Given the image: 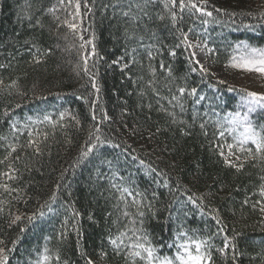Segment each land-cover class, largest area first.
Returning a JSON list of instances; mask_svg holds the SVG:
<instances>
[{
  "label": "trees",
  "instance_id": "trees-1",
  "mask_svg": "<svg viewBox=\"0 0 264 264\" xmlns=\"http://www.w3.org/2000/svg\"><path fill=\"white\" fill-rule=\"evenodd\" d=\"M88 4L92 12L75 22L87 29L80 34L85 40L92 39L96 46L98 55L89 61V71L99 92L92 88L83 71L82 56L91 52V45L79 47L78 34L63 24L72 17L59 0H0V64L7 65L0 69V79L5 85L18 79L19 91L24 93L18 95L11 90L9 95L8 89L0 88V135L12 138V120L21 128L20 142L26 143L23 125L29 117L42 120L48 115L57 121L55 129L47 122L33 125L49 133L40 145L42 155H35L31 149L15 154L22 156L16 164L21 178L12 186L24 189V195L20 200L13 199L15 193L12 197L0 195V199L12 201L0 216V238L11 247V241L19 235V226L8 227L9 210L13 214H30L48 200L58 182L67 186L60 190L54 211L38 221L36 227H28L11 253V264H34L38 250L42 251L45 244L51 253H59V264H86L87 259L93 264H132L123 254L117 255L110 243V238H115L128 224L122 215L124 204L112 183L144 192L149 200L153 192L157 193L155 218L147 209L143 210L147 213L144 227L158 255L173 256L176 250L169 245L174 239L184 242L176 233L186 231L193 239L211 237L213 264H233L231 248L226 254L218 251L224 247L225 236L240 253L235 264H264V213L260 211L264 206V197L260 195L264 163L247 162L239 172L226 166L217 146L225 144V140L217 138L215 129V121L223 122L227 113L237 110L239 90L244 88L227 82L220 84L211 71L203 78L199 72L191 73L183 47L176 49L174 58L168 54L177 42V33L162 3L152 5L148 10L151 19L144 17L138 26L122 15L127 10V0H88ZM208 6L209 10L220 7L236 15L213 12V22L203 26L185 11L180 27L187 31L195 26L196 33L208 40L209 47L216 50L215 55H209L212 64H226L231 55L237 54L234 49L240 41L256 48L264 46V18L259 15L264 11V0H208ZM53 7L58 11L48 12ZM85 11L82 7V14ZM159 15L164 19H158ZM125 29L131 39L126 38ZM190 36L196 38L195 33ZM148 45L153 46L151 61ZM134 48L136 52L132 53ZM34 55L41 63L33 61ZM161 61L165 68L171 66V76L160 68ZM150 64L156 69L155 77L150 73ZM150 80H154L156 92L149 87ZM182 86L196 87L206 99L195 104V97H183L185 110L181 113L171 98L179 96L177 88ZM194 110L198 113L195 122ZM62 112L66 115L61 121ZM168 112L176 113V123ZM252 118L264 124V117ZM180 120L187 123H179ZM205 121L207 135L199 126ZM61 124L64 126L60 127ZM97 124L102 138L120 147L104 144L73 168L90 125ZM5 154L0 148V159ZM107 161L112 162L111 166ZM26 164L31 167L30 172ZM151 168L162 175L151 173ZM4 169L6 165H0V170ZM62 173L64 179L60 180ZM165 181L168 187L163 186ZM189 196L202 198L203 203L197 200L194 205ZM127 199L130 203L131 197ZM66 204H71L80 215L75 217L66 211L62 207ZM128 211L135 214L136 209L129 207ZM66 217L70 221L69 234L66 240H60L57 232ZM213 217L221 223L217 224ZM26 223L25 220L20 226ZM221 227L223 232L218 231ZM45 237L50 239L46 241ZM52 264H56L54 258Z\"/></svg>",
  "mask_w": 264,
  "mask_h": 264
},
{
  "label": "snow or ice",
  "instance_id": "snow-or-ice-1",
  "mask_svg": "<svg viewBox=\"0 0 264 264\" xmlns=\"http://www.w3.org/2000/svg\"><path fill=\"white\" fill-rule=\"evenodd\" d=\"M61 6H64L68 10V15L72 17V20H65L63 24L68 27L70 31L76 32L81 40L79 47L85 49L88 45H91V52H87L82 56L83 59V71L86 76H89L91 86L97 92H99V87L95 81L94 76L89 71V61L96 57L98 54L96 52V46L93 43L92 39L85 40L84 36L80 33L87 31L85 28H81V25L75 21L86 17L88 13L92 12V7L89 6L88 0H67V5H65V0H59ZM155 3H162L165 10L170 14L172 27L176 30L177 35L175 36L176 43L169 50V55L173 58L176 56V49L184 48L187 52V62L189 71L191 73L199 72L202 74V78L209 75V68L205 67L204 63L201 62V59L198 57L196 49L200 50V55L205 57L209 55H215L216 50L209 47L208 40L204 39L201 34L196 33L195 26L189 27L187 31H184L180 24L184 20V13H187L192 17L193 20H199L201 25L207 26L213 22L215 19L213 12L219 13L221 15H228L230 17L235 16L234 12H227L225 9L220 7H212V10H209L208 0H200L198 3L197 0H127V10L123 11L122 15L133 25H139V22L143 20L144 17L151 19L149 8ZM86 9L83 14L81 8ZM107 7V5H105ZM178 9V11H177ZM58 11L56 7L49 8L48 12L55 13ZM142 13L143 15H139ZM252 15V13H248ZM261 18H264V11L259 13ZM59 19V17H56ZM158 19L163 20L162 15L158 16ZM219 23L218 20L215 21ZM39 23V21H37ZM59 27V25H58ZM245 27H252L251 25H245ZM196 34V40L190 38V34ZM126 38L131 39L132 35L128 33V30L125 29ZM142 39V38H141ZM143 47V45H141ZM153 46H147V56L151 61L154 59V53L152 50ZM159 54V49L156 50ZM136 49H132V53H135ZM234 53L229 57L226 67L242 72V73H255L258 74L261 78H264V48H256L250 46L245 41H240ZM47 54V53H45ZM130 53L126 52V55ZM122 59V58H118ZM33 61L37 64L41 63V60L37 56H33ZM114 61L113 63H117ZM135 63V59L132 60ZM7 67V65L0 64V69ZM127 67V65H125ZM160 68L166 70L168 75L171 76V66L165 68L164 62H160ZM150 73L153 77L156 75V69L149 65ZM220 84H223L224 81H218ZM149 87H152L153 92H156V89L153 87L154 80L148 82ZM0 88L8 89V94L11 95V90H16V94L23 95L24 93L19 91V81L18 79L12 80L8 85L4 84V81L0 79ZM229 91H236V89L229 88ZM179 96L173 95L172 101H175L176 104L174 107H179L181 113L184 112V104L181 102L182 98L185 96L195 97V104H199L201 101L205 100L204 95L198 94L196 87L188 88L187 86H182L177 88ZM241 93L237 110L235 112H230L224 118V121L220 120L215 121V129L218 134V139L223 138L225 144H218L220 149V155L223 157L224 164L228 167L235 168L238 172L244 167V164L247 162H261L264 163V124H258L253 120V116L259 115L264 117V92L248 91L246 89H240ZM158 94V93H157ZM95 104V101H93ZM19 107V105H17ZM5 116H8L9 113L5 111ZM66 113H60L59 120H63ZM168 115L172 117V122L176 123V113L168 112ZM205 115H208L206 112ZM76 119V117H73ZM93 121L97 120L95 114L92 116ZM108 117L105 115L104 120H107ZM193 122L198 119V113L194 110L192 116ZM29 122L24 123L23 129L27 132V142L21 143L20 136L18 133L21 132V128L18 127L17 122L9 120V126L11 129L12 138L9 136L0 135V148L5 151V155L0 159V165H6V169L0 170V195L6 193L9 197H12V194L16 195L13 197L15 200H20L23 198L24 189L19 187H13L12 182H16L21 178L20 169L16 167V164L19 163L22 159L21 155H15L17 152L31 149L35 155H42V149L40 147L41 143L48 139L49 133L42 130L39 127H33V125H43L46 122L52 126L53 129L57 127V121H54L50 116L45 115L42 120H33L31 117L28 118ZM79 124V120L77 119ZM103 123V121H99ZM179 123H187L184 120H180ZM207 121L200 123V128L207 135L206 131ZM64 125H60L63 127ZM94 128V130H92ZM43 138V139H41ZM228 138H231V142H228ZM104 144H109L113 148H119V144H113L111 140H105L102 138V133L99 125H90V131L88 133V138L84 145L81 146L79 157L76 162L72 165L75 168L79 163L83 162L86 158L89 157L95 150ZM227 148V155H225L224 148ZM135 160L136 157H133ZM108 165L111 166L112 162L107 161ZM140 163L143 165L144 161L141 160ZM255 167V163H253ZM25 168L30 172L32 169L29 165H25ZM67 172V169H65ZM151 173H156L158 176L162 173L158 172L157 169L151 168ZM117 173L113 172V177H116ZM64 179V174H61L60 180ZM120 179H124L120 177ZM261 181H264V176L260 177ZM164 187H168L167 182L165 181ZM62 187H67L62 185L59 182L55 185V189L52 191L48 200L43 204H40L35 210L29 213L13 214L9 210V219L8 227L11 229L13 226H19V235L16 239L11 241V247H9L6 241L0 238V264H11L10 256L11 253L15 250L17 244L20 242L23 234L28 230V227H36L38 221H42L49 213L54 211L53 205L57 203L59 198V192ZM112 188L116 189L119 192L118 199L123 202L124 209L122 215L128 220V224L125 225L123 231H121L115 238H110V243L113 246V250L117 255L123 254L126 260H131L132 264H213V256L211 248L213 247L210 243L211 237L206 239H193L189 237L186 231H178L176 236L183 240L184 242L180 243L177 240H173L172 244L169 245L170 248H175V253L173 256H160L158 255V249L155 247L144 227V220L146 217V211L151 212L153 218H155L154 211V202L157 198V193H152V199L149 200L144 192L139 190H133L128 187H122L117 183H112ZM71 197V193H68ZM260 195L264 197V183L260 186ZM127 197H131V202ZM188 200L191 201L194 205L197 204V200L200 203H203L202 198L194 199L192 196L188 197ZM12 201L7 199H0V216L3 215L5 208L11 205ZM27 203V201H25ZM247 203V199L245 200ZM261 203V201H257ZM66 211L71 212L75 217H78L79 212L75 211L74 207L71 204L62 205ZM129 207H134L136 209L135 214H132L128 211ZM261 213H264V206L260 208ZM216 219L217 224H220L218 217H213ZM27 221L26 224L20 226L23 221ZM70 221L66 217L61 224V229L57 232V237L60 240H66L69 234V225ZM73 228H75V220L71 222ZM77 235L79 236V231L76 229ZM219 232H223L224 228L221 227L218 229ZM50 237H45L47 241ZM231 248L233 251V264H235L236 256L240 255L236 251V245L232 244L227 236L224 238V247L218 249L221 254H226V250ZM83 256L84 253L81 252ZM104 253H101L103 258ZM53 258L56 261V264L60 262L59 253H51L50 249L45 246L43 250H38V258L34 264H52ZM86 264H93L91 259H87Z\"/></svg>",
  "mask_w": 264,
  "mask_h": 264
},
{
  "label": "rangeland",
  "instance_id": "rangeland-1",
  "mask_svg": "<svg viewBox=\"0 0 264 264\" xmlns=\"http://www.w3.org/2000/svg\"><path fill=\"white\" fill-rule=\"evenodd\" d=\"M190 38L194 41L196 40V38L194 37L190 36ZM196 52L198 54V57L201 59V62L204 63L205 67L209 68V70L218 80H223L224 82H227L230 85H238L248 91L264 92V78H261L258 74L242 73L227 68L226 64H212L209 56L205 57L203 55H200L199 49H196ZM227 151V148L224 149L225 155H227Z\"/></svg>",
  "mask_w": 264,
  "mask_h": 264
}]
</instances>
